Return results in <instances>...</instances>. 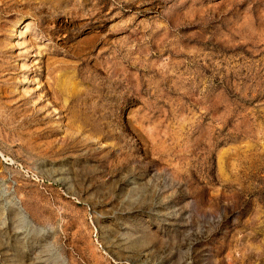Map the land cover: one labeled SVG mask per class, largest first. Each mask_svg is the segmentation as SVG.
<instances>
[{"label": "rangeland", "instance_id": "374dc122", "mask_svg": "<svg viewBox=\"0 0 264 264\" xmlns=\"http://www.w3.org/2000/svg\"><path fill=\"white\" fill-rule=\"evenodd\" d=\"M0 264H264V0H0Z\"/></svg>", "mask_w": 264, "mask_h": 264}, {"label": "bare ground", "instance_id": "6f19581e", "mask_svg": "<svg viewBox=\"0 0 264 264\" xmlns=\"http://www.w3.org/2000/svg\"><path fill=\"white\" fill-rule=\"evenodd\" d=\"M143 237V236H142Z\"/></svg>", "mask_w": 264, "mask_h": 264}]
</instances>
